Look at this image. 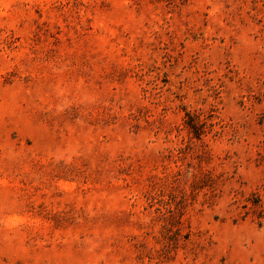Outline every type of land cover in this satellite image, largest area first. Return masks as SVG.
<instances>
[{
  "label": "rangeland",
  "instance_id": "rangeland-1",
  "mask_svg": "<svg viewBox=\"0 0 264 264\" xmlns=\"http://www.w3.org/2000/svg\"><path fill=\"white\" fill-rule=\"evenodd\" d=\"M0 264H264V0H0Z\"/></svg>",
  "mask_w": 264,
  "mask_h": 264
}]
</instances>
